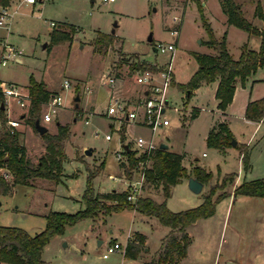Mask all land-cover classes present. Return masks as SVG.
Instances as JSON below:
<instances>
[{
	"label": "rangeland",
	"instance_id": "rangeland-1",
	"mask_svg": "<svg viewBox=\"0 0 264 264\" xmlns=\"http://www.w3.org/2000/svg\"><path fill=\"white\" fill-rule=\"evenodd\" d=\"M200 1L201 5L206 3V6H202L203 14L215 38L221 40L226 33V48L233 59H237L242 50H258L259 37L233 26L226 29L220 0ZM235 2L241 5L246 19L253 26L264 29L263 22L255 16L257 4L264 14V0ZM14 8L17 12L10 30H1L0 36L7 34L8 45L21 52V63L11 59L5 66H0V81L18 83L23 89H26L30 79L43 81L48 91L62 97V107L50 122L43 120L44 113L49 111L48 106L44 105L37 121L49 134H55L58 125L69 127V137L64 142V152L69 162L64 164L67 176L54 186L53 191L39 189L51 187L52 183L38 180L35 182L38 189L18 185L8 195L0 196V226L16 227L34 236L44 229V216L49 212L74 214L82 210L84 206L81 198L86 188L87 169L94 164L95 167L99 166L102 161V170L92 179L93 190L105 193L122 188L127 191L126 186L118 181L125 175L116 157V152L123 150L119 132L121 125L115 117L107 116L111 92L107 79L120 78L125 92H136L138 88L132 86L131 76L134 73L128 62H133L132 59L137 56L148 64H170L175 82L167 92L168 108L164 117L169 125L153 133L144 127L128 125L126 137L130 145L138 137L151 140L155 146L166 144L170 152L183 156L182 165L190 177L195 166L213 175L199 194L188 189L187 181L174 186L166 200L168 210L180 212L197 207L215 186V197L221 193L229 195L233 192L232 187L236 186V178L240 183L264 178V124L255 127L240 118L247 97L254 100L264 95V65L239 86L229 110L233 138L247 143H237L236 146L248 148L250 144L252 147L247 170L243 168L241 158L232 146L226 153L206 146L207 132L217 119L212 87H201L187 101L185 94L177 88V84L187 83L198 69L193 54H214L212 49L204 45L208 37L200 22L198 6L193 0H115L112 3H103L102 0H42V3H23ZM172 17H178L179 21L174 23ZM50 22L56 24L58 29V24L73 25L76 28L73 40L48 47L54 28ZM173 29L179 30L177 37L170 35ZM100 34L113 37L112 46L103 49V52L97 51L98 47L94 44ZM150 36L152 40L148 42ZM155 42L172 43L175 46L173 54L155 53L152 49ZM64 81L69 83L67 89H62ZM76 97L79 98L77 107L74 101ZM9 105L10 118L19 121V143L25 147L30 161L36 164L45 153L44 140L26 121L28 106L21 109L13 100L9 101ZM195 107L201 110L198 117L191 119ZM24 112L26 118L19 119ZM85 121L88 123L85 124ZM106 135L111 138L106 140ZM87 149L92 150L91 157L84 154ZM134 171L137 168L129 171L131 180L127 179V183L140 180L139 174ZM227 174H234V182L220 188L222 178H217ZM0 175H3L2 170ZM109 175L117 180L110 179ZM6 180L11 182L10 177ZM149 190L154 189L147 187L140 196L149 195ZM155 200L162 201V195ZM254 207L248 197L241 195H232L231 198L226 196L219 201L211 218L192 232L194 242L189 249L190 258L197 259L194 260L197 264H226L227 258L237 259L235 261L241 264H264L261 260H255L257 244L254 238L257 235L261 245L264 244V232L262 229L254 232ZM143 218L131 209H124L112 213L106 219H98L96 224L91 219H85L66 226L61 234L49 239L42 249L41 259L47 264H139L138 259L124 257V248L130 242L138 246L140 263L146 264L151 258L148 256L149 251L153 252L159 247L160 238L167 228L157 221L149 223ZM138 233L146 237L149 249L144 239L139 243L143 236ZM100 240L103 245L99 247ZM116 241L121 249L109 255L108 259H103L102 254L107 246Z\"/></svg>",
	"mask_w": 264,
	"mask_h": 264
},
{
	"label": "trees",
	"instance_id": "trees-1",
	"mask_svg": "<svg viewBox=\"0 0 264 264\" xmlns=\"http://www.w3.org/2000/svg\"><path fill=\"white\" fill-rule=\"evenodd\" d=\"M41 2L42 0H36ZM10 0H0L1 6H8ZM198 6L199 18L202 28L207 34L208 40L204 45L214 51L213 55L193 54L198 64V69L190 77L187 83L177 84V88L185 94L186 101L192 97L193 91L202 84H209L217 81L218 86L215 92L217 109L226 110L231 104L235 83L244 84L246 79L264 65V29L259 30L253 26L245 17L240 4L235 0H220L219 4L223 14L226 16V23L250 35L259 37L260 45L258 50H242L237 59L228 53L224 33L221 40H217L213 30L208 23L200 0H193ZM255 16L264 24V14L261 6L257 4ZM50 34L48 47L69 43L73 40L76 28L70 24H58ZM113 37L111 35L100 34L94 41L98 47L97 51L103 52L112 46ZM131 71L145 70L152 68L144 61L129 62ZM173 84V83H172ZM30 102L28 106L27 123L35 129V122L40 118L43 104L53 93L45 90L42 82L30 79L27 87ZM197 116V111H193L191 119ZM21 118V119H22ZM245 118L248 121H264V97L250 101L245 108ZM2 127L0 129V170L11 178V182L0 175V196L11 193L13 188L18 185L30 186L36 180H45L54 185H58L63 177V163L66 159L64 152V142L69 137V127L58 125L55 134L44 133L41 137L45 144V153L33 164L26 155L24 146L19 143V132L10 131L5 126V115L1 114ZM125 129L121 127L120 141L123 142ZM233 134L226 123L221 122L212 127L205 138L206 146L213 148L221 153L231 147ZM238 151L242 166L245 170L248 167L249 148L244 145L235 146ZM136 153L127 154L128 166L120 163L124 174L129 177L137 161L146 160L151 165L142 171L143 190L147 187L149 194L162 195V201L157 202L151 196H140L134 204L126 201L127 191L109 192L106 194H95L92 188V179L100 173L103 163L99 166L87 169L86 188L82 194L81 202L83 209L74 214L49 212L44 216V229L34 236L28 235L24 230L16 227L0 226V263L2 264H47L41 259L43 247L49 239L61 234L66 226H72L85 219H95L101 215L106 216L111 213L119 212L124 209H132L136 212L153 217L156 221L172 231L162 239L160 248L155 257L149 264H177L180 259L187 254L190 245V238L186 234V228L201 219H207L214 214L216 204L227 196L221 193L215 197L217 187L211 188L204 197L203 202L197 207L180 211L171 212L166 207V200L170 197L171 189L182 180L190 178L186 168L182 165L183 156L167 150L156 148L146 154L135 158ZM191 176L203 185L211 181L213 175L204 168L193 167ZM234 174H227L222 177L220 188L233 184ZM233 195L264 197V178L249 182H241L233 189ZM215 197V198H214ZM141 238L139 243H142ZM138 246L128 242L124 248V257L136 259L138 256Z\"/></svg>",
	"mask_w": 264,
	"mask_h": 264
},
{
	"label": "built area",
	"instance_id": "built-area-1",
	"mask_svg": "<svg viewBox=\"0 0 264 264\" xmlns=\"http://www.w3.org/2000/svg\"><path fill=\"white\" fill-rule=\"evenodd\" d=\"M27 4H35L36 0H24ZM115 0H102L103 3H112ZM42 3V1H41ZM15 11L10 9L9 6L0 7V31L8 30L11 22L14 18ZM172 21L178 22V17H172ZM51 27H55L56 24L50 23ZM179 30L173 29L170 31V35L177 37ZM2 49L0 54V66H5L8 60L18 61L20 51H15L14 48L4 40L2 43ZM152 49L155 53L163 54H173L175 46L172 43H160L155 42L152 44ZM152 68H147L145 70H135L134 71V81L138 86L135 92V99H120L115 96L112 91L114 89V84L116 82L115 77H108L107 85L111 87L109 104L107 109V116L115 117L121 127L125 124L141 126L147 128L152 133L160 127H166L169 125L167 119H165L164 114L168 108L167 102V92L173 83V74L170 68V64L159 65L157 63L150 64ZM69 87L68 81H64L62 84V89H67ZM13 100L15 104L21 108L25 109L29 106L30 97L27 88L23 89L14 84H8L0 81V129L2 127L1 114L4 113L6 121L5 126L10 131L14 133L19 127L18 119L10 118L11 107L9 101ZM48 106L49 111L44 113V122H50L52 116L56 114L57 110L62 107V97L58 94H51L47 101L43 104ZM25 116V112L19 116L21 119ZM88 122L85 121V124ZM121 130V129H120ZM120 132V131H119ZM111 136L106 135L105 139L109 140ZM121 142V141H120ZM158 146H155L151 140H146L142 137H138L133 142L132 145L126 144L122 147V152L117 151L116 157L119 162L128 165L127 154L129 152L136 153L135 158H139L140 155L146 154L149 151L155 150ZM149 161L140 160L136 162L135 168L137 171L134 173L139 174L140 180L128 183L127 186V197L126 201L129 203H135L140 197L143 188V173L142 171L148 168ZM4 178L10 177L3 173ZM121 249L120 244L114 243L108 245L105 252L102 254L103 259H107L109 255L116 253Z\"/></svg>",
	"mask_w": 264,
	"mask_h": 264
},
{
	"label": "crops",
	"instance_id": "crops-1",
	"mask_svg": "<svg viewBox=\"0 0 264 264\" xmlns=\"http://www.w3.org/2000/svg\"><path fill=\"white\" fill-rule=\"evenodd\" d=\"M92 1V0H91ZM27 4L24 0H10V2H9V7H10V9H12V10H14L15 12H17V9L16 8H14L13 9V7H15L16 5H18V4ZM27 5H34V4H27ZM202 6L204 7V6H206V3L204 2L203 4H202ZM184 12V11H183ZM221 12H222V10H221ZM222 14H223V12H222ZM15 15H16V13H15ZM223 25L226 27V29L229 27V25H227V23H226V20H227V18H226V16L223 14ZM13 21V20H12ZM12 23V22H11ZM51 23V22H50ZM49 23V24H50ZM62 24H65V23H62ZM11 27V26H10ZM10 27H9V29L8 30H6L7 32L10 30ZM4 40H7V34L6 35H4V36H0V43L1 42H3ZM151 40H152V38H151ZM151 42V41H150ZM213 55V54H212ZM239 57V56H238ZM133 61L135 60V61H143V60H141V58L139 57V56H137V57H134L133 59H132ZM16 62H18V63H21V59L19 58L18 59V61H16ZM129 63V62H128ZM134 73V72H133ZM254 75V73L252 74V75H250L247 79H246V81H248L252 76ZM174 77V76H173ZM131 79H133V87L134 88H138V86L136 85V83H135V81H134V74H133V76H131ZM245 81V82H246ZM116 82H117V84H116V86L114 87V89H113V91H112V93L115 95V96H117L118 98H120V99H123V100H125V99H131V100H134L135 99V92H132V93H129V92H125L124 90H123V88H122V80L120 79V78H117L116 79ZM174 80H173V84H174ZM42 83L44 84V82L42 81ZM8 84H14V85H16V86H19L18 85V83H15V82H9ZM29 85V84H28ZM28 85H27V87H28ZM240 85H242L240 82H236L235 83V90H234V95H233V99H232V102H231V104H229L228 105V107L226 108V110H224V111H220V110H218L217 109V100L215 99V92H216V89H217V86H218V82L217 81H215V82H212V83H209V84H202L200 87H198L197 89H195L194 91H193V94H192V96H194L195 95V93L201 88V87H203V86H208V87H212V90H213V92H214V99H215V102H216V108H215V114H217V119H216V121L211 125V127H210V129L208 130V132L212 129V127L213 126H215L216 124H218V123H221V122H224V123H226L227 124V126H228V128H229V130L231 131V114H229V110H230V108H231V106H232V104H233V102H234V100H235V94H236V91H237V89H239V86ZM26 87V88H27ZM44 87H45V85H44ZM45 90L46 91H48L46 88H45ZM48 92H50V91H48ZM262 97H264V95L262 96ZM262 97H260V98H262ZM260 98H257V99H254V100H258V99H260ZM254 100H251L249 97H247V99H246V101H244V105H243V109H242V112H241V119L244 121V123H246V124H249V125H253V126H255V127H258V125H260V124H264V121H259V122H253V121H248V120H246V118H245V108H246V105L248 104V102H250V101H254ZM200 108H194L193 109V111H197V116L196 117H198V115H199V113H200ZM192 111V112H193ZM195 117V118H196ZM22 118V117H21ZM122 127H124V129H125V132H124V137H125V139H124V141L123 142H121V145H122V147H124V146H126V144H128L129 143V140L127 139V137H126V130H127V127H128V124H125V125H123ZM138 127H141V126H138ZM208 132H207V134H208ZM231 133H232V131H231ZM233 134V133H232ZM234 136V135H233ZM236 142L238 143V144H247V143H241V142H239V140H236ZM131 143H129V145H130ZM249 146H248V148H249V150L252 148L251 146H250V144H248ZM25 148V147H24ZM233 148H235V147H233ZM26 150V149H25ZM87 150H91V149H87ZM44 151H45V148H44ZM86 151V150H85ZM84 151V152H85ZM167 151H170L169 150V148L167 149ZM237 151V150H236ZM227 152V149L225 150V152L224 153H226ZM237 153H238V151H237ZM85 154V153H84ZM26 155H27V151H26ZM86 155V154H85ZM91 155H93V153H92V150H91V154L90 155H86V157H91ZM238 155H239V153H238ZM28 157V156H27ZM239 157H240V155H239ZM241 158V157H240ZM84 160H85V158H84ZM84 160H82V161H84ZM66 162H69V158H67L66 157V159H65V161H64V163H63V177H62V180H63V178H65L67 175L65 174V171H64V164L66 163ZM95 163V162H94ZM101 163H103V165H104V162L102 161V162H100V164ZM99 164V165H100ZM95 165L96 164H94V165H92V168L93 167H95ZM120 167V166H119ZM196 167V166H195ZM92 168H90V169H92ZM120 169L123 171V169H122V167H120ZM99 175V174H98ZM70 176H73V174L72 175H70ZM97 176V175H96ZM223 176H219V178H217V179H221ZM109 178L110 179H112V180H117L116 179V177H114V176H112V175H109ZM127 179H129V180H131L130 179V175H129V177H126L125 175H124V178H119L118 179V181L120 180L121 181V183L122 184H124L125 186H126V188H127V186H128V181H127ZM237 178L235 179V185H238L240 182H237ZM36 181H38V180H36ZM36 181H34V182H32L31 183V185L30 186H28V187H32V188H34V189H38V188H36V186H35V182ZM182 181H187V179H184V180H182ZM54 184H52V186L51 187H44V188H39V189H43V190H46V191H53V188H54ZM235 186H233L232 188H234ZM203 188H204V185H203ZM113 192H123V190H122V188L120 189V190H118V189H116V190H112ZM112 191H110V192H112ZM94 193L95 194H106V193H109V192H105V193H99V192H95L94 191ZM233 195V192L232 193H229V195H227L229 198H231V196ZM149 196H151L154 200L156 199V198H160V195L159 194H156V195H153V194H149ZM244 197H248V199H249V201H252V203H254V208H253V212H252V216L254 217V232H256L257 230H260V229H262L263 230V232H264V197H249V196H244ZM156 201V200H155ZM161 202V201H160ZM263 209V210H262ZM132 210V209H131ZM133 211H135V210H133ZM136 212V211H135ZM136 213H138V212H136ZM112 214V213H111ZM111 214H109V215H111ZM140 214V213H139ZM109 215H106V216H103V215H101L99 218L97 217V218H95V219H91L92 220V222L93 223H97L96 221H98V219H101L102 217L104 218L105 217V219L107 218V216H109ZM140 215H142V214H140ZM142 217H144L143 219L145 220V221H147V222H149V223H157L156 222V220H154L155 218H153V217H148V216H144V215H142ZM209 218H211V217H209ZM209 218H207V219H209ZM207 219H201V220H198L197 222H195V223H193V224H191L189 227H187L186 228V234H187V236L190 238V245H189V247H188V249H187V254H186V256L184 257V258H182V259H180L179 260V262L177 263V264H193V263H198V262H196V261H194V260H197V259H191L190 258V254H189V249H190V247L192 246V244H193V242H194V239H193V235H192V232L194 231V229H196L198 226H200V224H202L204 221H206ZM103 224L105 223V220L102 222ZM167 228V227H166ZM172 230L170 229V228H167V230H166V232H165V234L163 235V237H161L160 238V243H159V247L155 250V251H153V252H150L149 251V253H148V256H150L151 258H150V260H148L147 262H146V264H149L150 262H151V260L155 257V255H156V253L158 252V250H159V248H160V245H161V241H162V239L163 238H165L170 232H171ZM131 234V233H130ZM130 234H128V236L130 235ZM133 234V233H132ZM138 234H140V233H138ZM257 234V233H256ZM140 235H142V234H140ZM143 236V238H144V240H145V244H146V247H147V239H146V237L144 236V235H142ZM257 236V235H256ZM255 236V243L257 244V255H256V259L255 260H261V261H263L264 262V244H262L261 245V243H260V241H259V239L257 238ZM116 243H117V241H116ZM113 244H114V242H113ZM103 245V241L102 240H100L99 242H98V246L100 247V246H102ZM148 248V247H147ZM149 249V248H148ZM108 259V258H107ZM138 259V262H139V264H141L140 263V258H139V256H137V258L136 259H131V260H137ZM227 261H226V264H230V263H233V264H241V263H239V262H237V261H235V260H237V259H234V258H227L226 259ZM244 260H249V259H247V258H245Z\"/></svg>",
	"mask_w": 264,
	"mask_h": 264
},
{
	"label": "water",
	"instance_id": "water-1",
	"mask_svg": "<svg viewBox=\"0 0 264 264\" xmlns=\"http://www.w3.org/2000/svg\"><path fill=\"white\" fill-rule=\"evenodd\" d=\"M154 11H155V9H154ZM150 41H151V36L148 38V42H150ZM78 100H79L78 97H76L74 99V101L76 102V107H77ZM35 129L37 130V132H38V134L40 136H42L44 133L47 132V129L39 124V121L35 122ZM236 144H237L236 140L233 139L231 141V146L235 147ZM158 148L162 149V150H167L168 146L166 144L160 143ZM84 153L86 155H90L91 154V150H86ZM187 187L192 193L199 194L202 191V189H203V184L201 182H199L198 180H196L195 178L190 177V178L187 179ZM230 264H233V263H230Z\"/></svg>",
	"mask_w": 264,
	"mask_h": 264
}]
</instances>
